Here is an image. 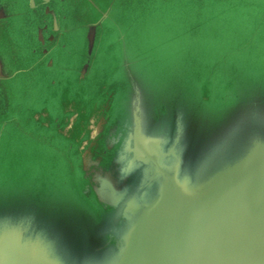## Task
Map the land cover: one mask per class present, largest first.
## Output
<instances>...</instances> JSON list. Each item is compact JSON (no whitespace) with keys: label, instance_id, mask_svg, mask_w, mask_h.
I'll return each mask as SVG.
<instances>
[{"label":"water","instance_id":"obj_1","mask_svg":"<svg viewBox=\"0 0 264 264\" xmlns=\"http://www.w3.org/2000/svg\"><path fill=\"white\" fill-rule=\"evenodd\" d=\"M147 8L191 9L186 36L228 20L245 60L188 53L149 95ZM2 156L32 183L0 210V264H264V0H0Z\"/></svg>","mask_w":264,"mask_h":264},{"label":"rangeland","instance_id":"obj_2","mask_svg":"<svg viewBox=\"0 0 264 264\" xmlns=\"http://www.w3.org/2000/svg\"><path fill=\"white\" fill-rule=\"evenodd\" d=\"M151 12L152 11L147 8L145 14L142 16L136 15L135 22L130 28V36L135 39L136 44L145 47L147 51V64L149 66L144 68V75L148 76L147 81L150 86L149 95L160 93L159 87L163 84L165 78L171 77L172 73L170 72L175 70L180 71L181 62L185 64L187 60L189 61V57H185L188 53L191 54V52H193L197 61H203L208 64L218 63L224 56L239 62L245 60L237 55V51H235V46L231 38L233 26H230L231 23L228 20H226L223 25H219L217 20L213 22L210 20L206 29H199L195 36H186V31L194 21V14L191 9L181 8L177 12H166V10H162L158 11L157 14ZM130 14L132 13L125 12V16ZM213 23L216 25L213 26ZM75 45H77L76 40ZM75 48L76 47H74V49ZM253 49L257 50L258 48L256 47ZM77 55L78 49H75L71 55L63 59L62 64L68 65V67L74 65ZM100 55L97 65L104 67L105 61H102L104 55ZM174 64H177L179 67L172 66ZM54 66L57 67V63ZM58 70L59 68H57V70L53 69L52 73L54 76L58 75ZM252 74L258 75L254 72H252ZM31 75H33V73ZM46 78V74H44L43 77H37L36 82L40 84L37 92L29 95L30 98L25 97L26 103L32 108L40 107L41 104L51 103V94H45L47 91H51L46 87L45 81H48ZM19 82H14L16 90L23 86V83ZM84 85L86 89L91 90L93 84L91 80H89L86 83L84 82ZM216 91L217 88L214 89V92ZM213 96L214 94H212V97ZM226 96L228 97L229 95ZM47 98L49 100H47ZM17 99H19V96ZM199 120L202 121V119ZM203 125L211 130L214 127L213 123ZM193 135L198 140L201 137L199 132L198 136L195 133H193ZM203 145L204 146H201L200 144L198 146V148L201 146L198 156H202V150L206 149L208 146L205 143H203ZM11 161L12 159H6L3 156L0 158V210L13 207L18 199H20L19 197L26 194L29 185L32 183L29 179L30 171L27 168V161L25 162L26 167H22L18 170L21 172L17 174V180L15 181L14 177L10 180L12 173L9 169L7 170L6 166L9 165ZM196 161L200 162L201 159L199 158ZM18 179H20L19 182Z\"/></svg>","mask_w":264,"mask_h":264}]
</instances>
